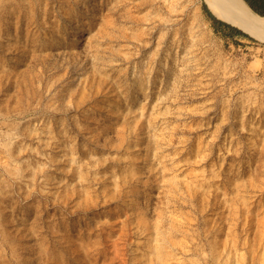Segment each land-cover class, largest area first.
<instances>
[{
  "label": "rangeland",
  "instance_id": "374dc122",
  "mask_svg": "<svg viewBox=\"0 0 264 264\" xmlns=\"http://www.w3.org/2000/svg\"><path fill=\"white\" fill-rule=\"evenodd\" d=\"M205 6L0 0V264H264V42Z\"/></svg>",
  "mask_w": 264,
  "mask_h": 264
},
{
  "label": "bare ground",
  "instance_id": "6f19581e",
  "mask_svg": "<svg viewBox=\"0 0 264 264\" xmlns=\"http://www.w3.org/2000/svg\"><path fill=\"white\" fill-rule=\"evenodd\" d=\"M206 2L220 18L264 42V16L255 12L245 0H206Z\"/></svg>",
  "mask_w": 264,
  "mask_h": 264
},
{
  "label": "trees",
  "instance_id": "16d2710c",
  "mask_svg": "<svg viewBox=\"0 0 264 264\" xmlns=\"http://www.w3.org/2000/svg\"><path fill=\"white\" fill-rule=\"evenodd\" d=\"M247 4L258 14L264 16V0H245ZM206 11L214 22L215 28L218 31H222L224 35L231 38L233 42L238 43L240 41H247L251 42L255 40L251 35L247 32L243 31L242 29L238 28L237 26L216 17L206 6Z\"/></svg>",
  "mask_w": 264,
  "mask_h": 264
},
{
  "label": "water",
  "instance_id": "95a60500",
  "mask_svg": "<svg viewBox=\"0 0 264 264\" xmlns=\"http://www.w3.org/2000/svg\"><path fill=\"white\" fill-rule=\"evenodd\" d=\"M213 13V12H212ZM214 14V13H213ZM215 15V14H214ZM216 16V15H215ZM217 17V16H216ZM219 18V17H218ZM228 22V21H227ZM230 23V22H229ZM232 24V23H231ZM234 25V24H233ZM236 26V25H235ZM240 28V27H238ZM241 29V28H240ZM243 30V29H242ZM246 32V31H245ZM248 33V32H247ZM249 34V33H248ZM250 35V34H249ZM252 36V35H251Z\"/></svg>",
  "mask_w": 264,
  "mask_h": 264
},
{
  "label": "crops",
  "instance_id": "0c3cea01",
  "mask_svg": "<svg viewBox=\"0 0 264 264\" xmlns=\"http://www.w3.org/2000/svg\"><path fill=\"white\" fill-rule=\"evenodd\" d=\"M244 31V30H243Z\"/></svg>",
  "mask_w": 264,
  "mask_h": 264
}]
</instances>
